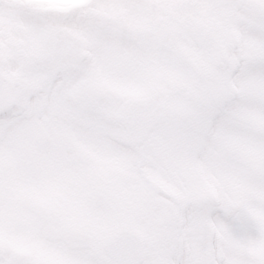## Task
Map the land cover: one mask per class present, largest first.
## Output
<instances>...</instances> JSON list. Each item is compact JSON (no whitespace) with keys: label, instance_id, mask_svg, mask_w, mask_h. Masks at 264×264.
I'll list each match as a JSON object with an SVG mask.
<instances>
[{"label":"snow or ice","instance_id":"1","mask_svg":"<svg viewBox=\"0 0 264 264\" xmlns=\"http://www.w3.org/2000/svg\"><path fill=\"white\" fill-rule=\"evenodd\" d=\"M0 264H264V0H0Z\"/></svg>","mask_w":264,"mask_h":264}]
</instances>
